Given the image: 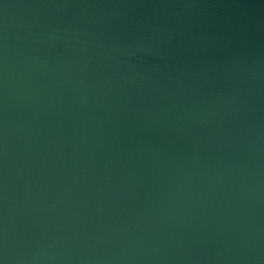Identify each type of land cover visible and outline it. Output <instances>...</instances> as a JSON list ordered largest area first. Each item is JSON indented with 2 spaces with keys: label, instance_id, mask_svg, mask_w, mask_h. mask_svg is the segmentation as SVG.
Instances as JSON below:
<instances>
[{
  "label": "water",
  "instance_id": "95a60500",
  "mask_svg": "<svg viewBox=\"0 0 264 264\" xmlns=\"http://www.w3.org/2000/svg\"><path fill=\"white\" fill-rule=\"evenodd\" d=\"M0 264H264V0H0Z\"/></svg>",
  "mask_w": 264,
  "mask_h": 264
}]
</instances>
